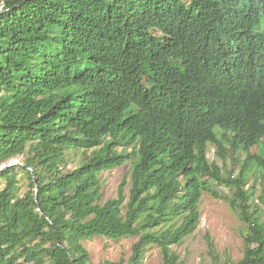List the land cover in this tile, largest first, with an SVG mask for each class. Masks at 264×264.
<instances>
[{
	"label": "trees",
	"instance_id": "1",
	"mask_svg": "<svg viewBox=\"0 0 264 264\" xmlns=\"http://www.w3.org/2000/svg\"><path fill=\"white\" fill-rule=\"evenodd\" d=\"M0 3V166L19 161L0 170V264H92L96 237H139L129 264L151 246L183 264L211 180L248 227L239 264H264V0Z\"/></svg>",
	"mask_w": 264,
	"mask_h": 264
},
{
	"label": "rangeland",
	"instance_id": "2",
	"mask_svg": "<svg viewBox=\"0 0 264 264\" xmlns=\"http://www.w3.org/2000/svg\"><path fill=\"white\" fill-rule=\"evenodd\" d=\"M263 146L264 142L260 147L263 148ZM260 149L258 146L254 147L252 153L256 154ZM246 157L245 153L240 155V165H237L236 174ZM208 159L216 175H225L226 170L223 162L217 157L216 149L213 146L208 149ZM232 166L233 163L229 160L227 169H232ZM71 168L73 165L69 167V169ZM130 173L131 165L126 164L119 169L101 175L103 203L117 197L124 177ZM19 176L21 196L29 192L31 186L27 173L20 170ZM208 180L209 178H206L204 181L208 182ZM257 182L259 184L255 193V200L259 202V197L264 190V179L258 177ZM130 187L131 185L126 188L127 202L130 196ZM207 187L209 190L203 193L200 203L201 223L199 228L193 235L186 238L182 245L174 247L173 250L179 255L180 262L183 264H239L244 257V240L248 227L241 220L239 210L233 208L229 200L224 198V196L232 197L233 194L230 189L218 185L215 180H211ZM2 188L3 186L0 187V189ZM215 193L219 195L216 196ZM124 214L125 209H122L121 215ZM262 214L264 220V212ZM138 241L139 237L124 238L119 241L96 237L85 241L84 246L91 254L92 264H104L106 261L119 262L122 259L125 264H129L132 247ZM142 264H163L161 249L157 246L149 247Z\"/></svg>",
	"mask_w": 264,
	"mask_h": 264
},
{
	"label": "built area",
	"instance_id": "3",
	"mask_svg": "<svg viewBox=\"0 0 264 264\" xmlns=\"http://www.w3.org/2000/svg\"><path fill=\"white\" fill-rule=\"evenodd\" d=\"M4 8H5L4 3H0V13H2L4 11ZM18 164H19L18 160H13L9 164L0 166V170H3V169H5L6 167H9V166L18 165Z\"/></svg>",
	"mask_w": 264,
	"mask_h": 264
}]
</instances>
